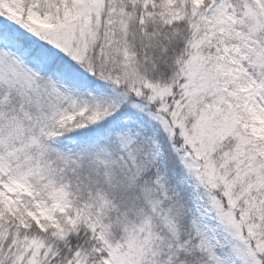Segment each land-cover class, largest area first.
<instances>
[{
    "label": "snow or ice",
    "instance_id": "obj_1",
    "mask_svg": "<svg viewBox=\"0 0 264 264\" xmlns=\"http://www.w3.org/2000/svg\"><path fill=\"white\" fill-rule=\"evenodd\" d=\"M0 264H264V0H0Z\"/></svg>",
    "mask_w": 264,
    "mask_h": 264
}]
</instances>
